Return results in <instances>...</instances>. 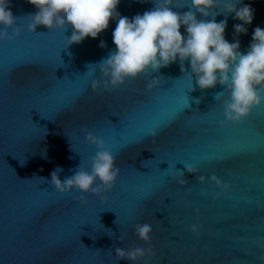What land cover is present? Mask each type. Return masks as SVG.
<instances>
[{"label":"water","instance_id":"obj_1","mask_svg":"<svg viewBox=\"0 0 264 264\" xmlns=\"http://www.w3.org/2000/svg\"><path fill=\"white\" fill-rule=\"evenodd\" d=\"M188 2L174 0V10L188 11ZM244 3L254 10L247 34L237 37L233 15L216 17L227 19L226 38H238L241 51L264 28V0ZM154 7L121 0L118 11L132 18ZM11 10L21 35L0 40V264H132L116 249L135 246L154 253L136 264H264V105L241 123L227 122L229 94L215 98L224 86L201 90L190 63L187 75L179 60L94 90L92 82L104 79L97 65L115 50V21L98 38L69 44L71 27L28 30L37 9L27 0H11ZM152 78L162 84L150 90ZM87 132L112 150L120 176L111 190L81 200L79 191L60 193L51 175L60 168L63 180L80 167L91 170L98 148ZM181 171L185 185L172 179ZM144 223L153 229L150 243L136 235Z\"/></svg>","mask_w":264,"mask_h":264},{"label":"clouds","instance_id":"obj_2","mask_svg":"<svg viewBox=\"0 0 264 264\" xmlns=\"http://www.w3.org/2000/svg\"><path fill=\"white\" fill-rule=\"evenodd\" d=\"M37 11L29 14L28 30L36 32L39 26L50 31L72 29L69 44H79L91 37L98 38L115 21L112 37L115 50L97 66L104 77L94 80L92 88L105 91L119 88L129 79H136L150 72L180 62L181 70L189 74L185 62L191 65V78L201 90L224 86V91L215 94L218 100L226 91L229 99L223 100L225 120L241 123L256 107L264 105V28L257 26L252 42L246 51H241L238 38L229 42L226 38L227 19L217 21L216 17L233 15L240 21L234 25L237 37L247 34L254 20V10L244 0H189L188 11L174 10V0H150L155 7L132 18L118 11L121 0H27ZM199 17H204L200 19ZM17 17L11 10V0H0V40H9L21 35L16 26ZM184 28V34L181 28ZM8 29L12 30V36ZM101 47L106 42L101 41ZM162 84L160 78H152L147 87L151 90ZM195 90L194 88L192 89ZM221 126L224 121L220 122ZM155 135V131H151ZM87 141L97 146L98 151L91 159V170L79 168L71 176L61 180L57 168L51 175V183L62 194L74 190L82 193L85 200L91 193L101 196L111 190L120 176L115 156L104 140L86 133ZM188 173L196 175L199 169L185 165ZM178 184L185 185V173L173 176ZM200 184H207L208 177L198 175ZM211 181L223 192L229 190L215 175ZM198 212V210H197ZM136 235L145 243L152 239V226L148 223L135 226ZM194 234H199L201 226H191ZM123 239V237H121ZM116 255L121 260L137 261L154 255L153 250L135 246L129 249L117 248Z\"/></svg>","mask_w":264,"mask_h":264},{"label":"snow or ice","instance_id":"obj_3","mask_svg":"<svg viewBox=\"0 0 264 264\" xmlns=\"http://www.w3.org/2000/svg\"><path fill=\"white\" fill-rule=\"evenodd\" d=\"M235 154H232L230 156H227V157H223V158H214L212 160L213 163H217V164H223L225 163L226 161H229Z\"/></svg>","mask_w":264,"mask_h":264}]
</instances>
